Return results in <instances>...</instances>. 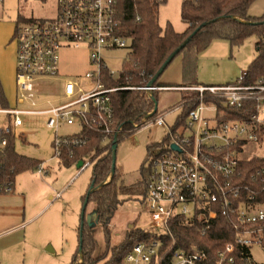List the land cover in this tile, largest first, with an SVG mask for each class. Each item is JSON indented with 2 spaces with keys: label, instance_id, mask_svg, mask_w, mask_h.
Instances as JSON below:
<instances>
[{
  "label": "built area",
  "instance_id": "obj_1",
  "mask_svg": "<svg viewBox=\"0 0 264 264\" xmlns=\"http://www.w3.org/2000/svg\"><path fill=\"white\" fill-rule=\"evenodd\" d=\"M119 0H57V13L53 18L18 22L15 27L16 42L15 79L18 104L29 107L0 109L9 121L0 126V146L6 144L5 136L22 125L26 117L45 116V125L57 132L60 124L83 123L101 131L105 138L127 137L142 129L165 128L160 142L154 145L147 162L148 183L141 205L148 215V229L161 228L168 232L169 220L180 216L185 221L197 220L204 224L202 234L219 213L234 212L236 215L233 241L217 251L216 264L233 262L229 255L235 244L250 250L254 245H264V185L258 180L264 170L251 175L253 186L239 181V153L247 142H259L260 129H264V84L241 83L244 74L235 82L218 85L196 84L188 87L105 86L102 70L115 77L108 68L104 53L108 50L130 48L131 38L121 31L117 18ZM84 45L88 49L92 69L85 73L89 81L82 87L77 79H66L63 84L61 103L38 109L37 81L57 79L59 75L60 47ZM180 89L193 92L172 109L157 114L144 112L130 121L124 129L114 119L111 93L117 90H137L145 100H151L155 91ZM195 102L193 108L185 105ZM239 109L247 101H254V110L248 120L219 117L218 105ZM177 112L172 124L165 118ZM82 138L75 134L58 136L53 140V156L60 158L63 147L78 145ZM175 145L176 148H173ZM82 163L79 169L89 165ZM40 163L37 171L43 173ZM9 180L0 186V192H11ZM160 239L135 242L123 258V264H162L159 254ZM81 262L82 258L80 257ZM206 253L196 245L189 249L173 251L169 264H204ZM252 262V257H246Z\"/></svg>",
  "mask_w": 264,
  "mask_h": 264
},
{
  "label": "rangeland",
  "instance_id": "obj_2",
  "mask_svg": "<svg viewBox=\"0 0 264 264\" xmlns=\"http://www.w3.org/2000/svg\"><path fill=\"white\" fill-rule=\"evenodd\" d=\"M182 0H167L159 7L158 22L164 28L170 23L177 32H182L185 23L180 16ZM57 13V0H0V64L14 58V32L18 18L20 22L53 18ZM264 13V0H255L248 9V15L261 16ZM22 20V21H21ZM256 37L249 36L239 46L232 47L227 40L214 39L198 53L196 58L195 78L198 84H221L241 77L256 54ZM128 48L108 50L104 59L109 69L116 76L119 74ZM60 79H42L37 81V106L44 107L47 100H54L63 95L62 85L65 79H77L82 87L89 81L85 73L92 69L88 49L62 45L58 51ZM182 54L173 58L160 75L158 82L175 85L182 81ZM141 96V95H140ZM179 90H162L156 93L157 114L172 109L181 102ZM61 101L56 102V104ZM29 107L28 104H23ZM177 112L165 118L172 124ZM6 115L0 113V126L8 122ZM42 116L26 117L23 125L13 130L14 147L17 152L43 160L44 171L37 169L24 171L15 177V187L11 192L0 193V208L10 205L25 206L24 216L19 218L15 230L0 236L3 246L18 243L17 256L13 264H70L78 245V227L82 209V197L87 192L93 166L86 165L78 169L77 162L64 165L53 156L55 135L66 136L77 133L79 124H60L57 132L45 125ZM165 128H146L122 138L113 155L115 169L119 173V185L131 187L141 178L140 167L143 164L147 145L160 142ZM253 156H264V136L259 142H247L239 157L242 160ZM85 162L90 161L85 158ZM110 177L106 178L109 181ZM15 191V192H14ZM16 194L18 197H13ZM14 195V196H16ZM123 202L118 205L110 219V241L108 248L119 245L131 228L148 229V215L141 205V196L133 192L119 196ZM84 218L92 226L95 239V255H100L106 248L102 228L97 223V210L89 202L84 211ZM20 224L22 225L20 227ZM158 234L163 229H154ZM4 251V258L9 264L10 247ZM252 260L264 264V251L254 245L250 248ZM81 262L79 258L78 263ZM103 261L98 262L102 264Z\"/></svg>",
  "mask_w": 264,
  "mask_h": 264
},
{
  "label": "trees",
  "instance_id": "obj_3",
  "mask_svg": "<svg viewBox=\"0 0 264 264\" xmlns=\"http://www.w3.org/2000/svg\"><path fill=\"white\" fill-rule=\"evenodd\" d=\"M166 1L119 0L117 18L121 23L122 33L131 38V43L127 58L117 76L113 77L106 69L102 70L101 80L105 86L113 88L148 85L169 54L194 31L195 34L176 54V56L178 54L183 55L180 87L198 84L195 78L196 58L198 53L205 49L212 40L224 39L234 47L241 45L249 36L256 37V54L244 72L241 83L246 85L264 84V13L258 17L248 15L249 6L255 0H182L180 16L187 25L182 32L175 31L170 23H167L164 28L159 25V7ZM18 22H20L19 18ZM159 77L154 85L166 86L158 82ZM157 92L153 93L151 100H145L137 90L112 92L111 103L116 124L122 125L126 130L129 129L131 120L138 119L144 112L154 108V100L157 102ZM181 93V100H186L193 95V92L187 90H181ZM1 96L0 90V98ZM216 104L218 105V113L224 112L219 115L220 118L248 120L249 113L254 110L255 103L254 101H247L239 109L226 107L218 101ZM194 105V101L189 102L185 105V109L189 110ZM75 135L81 137L82 142L78 145L69 144L63 147L59 159L61 163L67 166L79 161L85 163V158L90 160L89 165L92 164L93 166L92 175L82 201L87 200V203H94L97 210L96 221L102 228L106 248L100 255H95L96 244L92 226L85 220L84 216H80L78 245L70 264H98L100 261H103L102 264H123L125 254L135 242H150L155 239L161 241L159 254L164 258L162 264H169L175 249H189L192 245H196L205 251L204 264H216L217 251L222 249L227 242L233 241L236 224L234 212L219 213L203 234L204 224L202 222L197 220L185 221L180 216L169 220V230L166 233L158 234L153 230L140 227L131 228L128 230L126 238L119 245L108 248L110 219L118 205L123 202L119 196L122 193L133 192L142 198L145 194L150 170L147 162L154 145H147L146 157L140 167V180L135 185L127 187L119 185L117 170L114 169L112 172L114 136L105 138L101 131L87 123H83L82 128ZM263 136L264 129L261 128L260 141ZM5 138L6 144L0 146V186L9 180L13 185L16 175L24 171L35 170L42 163L39 159L17 153L14 148L15 138L12 133L7 134ZM122 138L124 137L117 136V143ZM257 170H264V156H253L250 159L241 160L238 163L239 181L253 186L251 175ZM108 176L110 179L106 181ZM262 178V185H264V173L259 176L258 180L261 182ZM229 255L233 257V262L225 261L222 264H262L246 260V257L251 256V252L239 244H235L233 252ZM80 257L82 262L78 263Z\"/></svg>",
  "mask_w": 264,
  "mask_h": 264
},
{
  "label": "crops",
  "instance_id": "obj_4",
  "mask_svg": "<svg viewBox=\"0 0 264 264\" xmlns=\"http://www.w3.org/2000/svg\"><path fill=\"white\" fill-rule=\"evenodd\" d=\"M186 26L187 25L185 23V28H186ZM254 57H255V55H254ZM15 62H16V45H15L14 58H9L6 63H5V61L4 62L2 61L0 64V90H1V95H2L1 96L2 99L0 98V109H6V108H12V107H26L23 104H18L17 100H16L17 88H16V79H15ZM59 76H60V68H59V75H58L57 79H60ZM237 79L230 81V82L221 83V84L232 83V82H235ZM63 84H64V81H63ZM162 85H166L165 87H180L179 86L180 84H175L173 86H167L169 84H167V83L163 84L162 83ZM203 85H218V84H203ZM62 90H63V85H62ZM173 90L181 91L180 89H173ZM59 101H60L59 98H56L52 101V104H56V102H59ZM47 107H49V104H47L44 107H40V105L37 106L38 109H44ZM1 114H4V113H1ZM4 115H6V114H4ZM35 117H38V116H35ZM42 117L45 118L44 115H42ZM6 118H7L6 120L9 121V117L7 115H6ZM25 120H26V118H25ZM22 125H20V126H22ZM20 126H18V127H20ZM12 134H13V131H12ZM74 134H76V133H74ZM15 151H16V149H15ZM17 153H19V152H17ZM19 154H21V153H19ZM32 158H34V157H32ZM41 161L43 164V160H41ZM14 187H15V178H14V182H13V189H14ZM14 195H16V194H14ZM14 195H13V197H18V195H16V196H14ZM24 209H25V206L23 207L22 205H20V206L10 205L9 207L0 208V236L7 233V232H11V231L15 230L17 227H19L16 225L19 224V218L21 216H24ZM21 226L22 225L20 224V227ZM11 244L12 245H9V246H3L2 244H0V264H7V261H6L7 259H5L3 256L4 251L9 250V248H7V247H10V249H11V251H10L11 256L9 257V264H13L14 257L17 256V254H18V252L16 250L17 249L16 246L18 243L15 242V243H11Z\"/></svg>",
  "mask_w": 264,
  "mask_h": 264
},
{
  "label": "water",
  "instance_id": "obj_5",
  "mask_svg": "<svg viewBox=\"0 0 264 264\" xmlns=\"http://www.w3.org/2000/svg\"><path fill=\"white\" fill-rule=\"evenodd\" d=\"M204 24H202V25H204ZM194 34H195V31L192 32V34H190L171 54H169V56L163 62V64L161 65V67L158 69V71L154 74V76L152 77V79L149 81L148 86H152L154 84V82L157 80V78L163 73V71L165 70V68L167 67V65L173 60V58L180 51V49L184 47V45L191 39V37ZM156 109H157V102L154 100V108H153L151 114H154L155 111H156ZM116 146H117V135H114L113 142H112V154L113 155L115 153ZM172 147L173 148H176L175 145H172ZM113 155H112V158H113ZM82 163H83L82 161H79L77 163V167L78 168L81 167ZM114 169H115V163H114V159H113L112 172L114 171ZM86 205H87V200H84L83 201V204H82V209H81V217L84 216V211H85ZM81 227H82V225H81Z\"/></svg>",
  "mask_w": 264,
  "mask_h": 264
}]
</instances>
